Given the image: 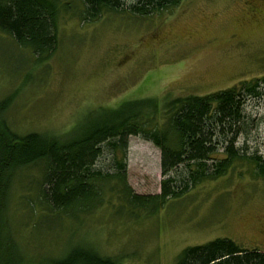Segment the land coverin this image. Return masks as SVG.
I'll return each instance as SVG.
<instances>
[{"label": "rangeland", "instance_id": "rangeland-1", "mask_svg": "<svg viewBox=\"0 0 264 264\" xmlns=\"http://www.w3.org/2000/svg\"><path fill=\"white\" fill-rule=\"evenodd\" d=\"M58 7L56 48L47 58L38 61L0 33V102L9 131L63 145L121 106H137L160 127L176 99L258 82L236 145L264 158V0H183L170 14L108 12L89 23H82L77 0H60ZM96 167L109 170L111 156L105 152ZM238 168L200 182L156 212L131 209L117 191L105 190L102 205L76 218H46L38 202L39 169L20 170L3 222L21 264H48L73 248L115 264H174L183 249L218 238L264 251V180L245 165ZM161 180L159 149L130 136L132 192L158 194Z\"/></svg>", "mask_w": 264, "mask_h": 264}, {"label": "trees", "instance_id": "trees-1", "mask_svg": "<svg viewBox=\"0 0 264 264\" xmlns=\"http://www.w3.org/2000/svg\"><path fill=\"white\" fill-rule=\"evenodd\" d=\"M59 1L0 0V33L30 50L38 61L47 58L56 48ZM77 1L82 23H89L108 12H127L138 18L170 14L183 0H135L130 4L124 0ZM70 6L65 3L62 8L67 11ZM258 89V82H242L205 96L176 99L160 127L154 118L139 114L137 106H121L108 113L105 121L90 126L81 138L63 145L37 133L19 136L9 131L4 119L5 100L0 102V264H21L3 222L7 194L20 170L39 169L38 202L46 218H76L88 213L103 204L105 190L117 191L131 209L156 212L200 182L225 177L243 165L255 178L264 180V158L236 145L246 132V101L257 97ZM130 136L159 149L162 180L158 194L137 195L127 184ZM105 152L111 156L107 171L96 167ZM109 182H113L110 188ZM78 249L48 264H115ZM174 264H264V251L218 238L183 249Z\"/></svg>", "mask_w": 264, "mask_h": 264}]
</instances>
